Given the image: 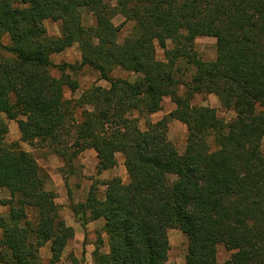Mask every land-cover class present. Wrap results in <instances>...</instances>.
<instances>
[{
	"label": "trees",
	"instance_id": "1",
	"mask_svg": "<svg viewBox=\"0 0 264 264\" xmlns=\"http://www.w3.org/2000/svg\"><path fill=\"white\" fill-rule=\"evenodd\" d=\"M82 9L94 25L84 24ZM118 14L134 22L123 43ZM46 20L60 23L59 36L48 35ZM198 37L216 39L214 60L198 57ZM75 44L80 67L110 85L79 100L65 97L66 88H79L66 72L76 67L50 59ZM157 45L167 62L156 58ZM179 59L196 68L189 83L176 78ZM115 68L135 80L111 76ZM195 94H215L235 117L226 122L216 108L192 104ZM165 96L176 109L156 122L148 117L142 130L131 113L150 116ZM170 120L187 126L184 153L169 139ZM9 121L22 142L45 143L66 164L93 149L101 173L124 156L128 183L106 180L103 198L93 184L72 206L84 227L105 221L109 249L101 251L98 234L94 264H167L172 228L187 236L186 264H218L220 244L231 252L224 264H264V0H119L112 9L104 0H0V189L9 194L1 201L9 216L0 214V264H42L48 242L49 264H57L74 229L47 188L49 174L20 142L7 141ZM70 264L82 260L72 255Z\"/></svg>",
	"mask_w": 264,
	"mask_h": 264
},
{
	"label": "rangeland",
	"instance_id": "2",
	"mask_svg": "<svg viewBox=\"0 0 264 264\" xmlns=\"http://www.w3.org/2000/svg\"><path fill=\"white\" fill-rule=\"evenodd\" d=\"M107 8L112 9L117 7L118 4L113 5L114 0H104ZM82 18L86 26H92L94 23L92 14L86 9H82ZM113 22L119 27L120 32L118 36V42L123 41L133 33L134 22L125 20V17L118 14L114 16ZM45 26L47 28L48 35L50 37H57L60 35V23L52 20H46ZM3 43L10 45L9 36L3 38ZM168 49L173 46L172 40L167 42ZM195 49L198 53V57L205 61H211L217 55L216 39L213 37H202L199 38L195 43ZM165 52L160 46L157 45L156 58L158 60H164ZM51 61L54 64L69 63L76 67L74 71L67 69L66 72L79 82V88L71 92L68 88L65 89V97L67 99L79 100L80 97L94 86L109 87V83L103 80L100 76L99 71L91 66L80 67L82 60V53L78 44L67 48L61 53L51 55ZM176 78L181 80L183 83H189L192 76L196 72V68L193 65L190 67L185 64L182 60H178L175 66ZM51 74L55 77L60 76L58 68H52ZM111 76L115 78H124L130 81H134L136 75L132 72L123 70L121 68H115ZM178 92L184 96L186 94L185 86H179ZM210 98H219L215 94H195L192 99V104L198 106H211L217 109L219 117L223 118L226 122H230L235 117V112L232 109H226L221 104L216 105V102H210ZM209 99V100H208ZM218 102V101H217ZM220 103V101H219ZM86 107V106H85ZM81 108L75 110V115L78 120L81 119ZM140 115L139 111H134L131 116L140 118V128L146 130V119L149 117L151 121L156 122L162 119L164 116L161 113H157L151 116ZM9 132L6 136L7 141H18L22 148L31 152L37 159L40 167L47 173L53 174L52 179H48L47 188L54 190L58 197L56 199L57 204L60 206V214L66 221L67 225L74 229V237L67 243L64 248L61 260L57 264H70L71 256L75 255L78 259L82 260V264H94L93 251L95 250L98 234H103V226L105 223L100 221L88 222V228L90 232L86 231V226H82L80 221L77 219L75 213L72 210V206L80 202V199H86L88 192L93 184L98 187V196L103 198L105 196L106 186L102 175L98 173L97 165L98 158L97 153L93 149H87L82 152L70 165L65 163L63 158L56 155L53 150L47 145L40 141L33 143L22 142L21 133L18 128V124L15 121H9ZM187 126L177 120H170L168 124V136L169 139L174 143L180 153H184L187 148ZM19 136L20 139H17ZM262 149L264 152V138L262 140ZM119 159L122 161L118 162L115 166L114 172L121 177L124 183H128L129 176L125 167V159L122 154H117ZM48 173V174H49ZM50 178V176H49ZM64 186L63 195H60L56 191V187ZM9 198L7 190H0V214L6 218L9 216V206L2 204L1 201ZM93 223V224H91ZM105 234V233H104ZM1 235V230H0ZM170 250L168 255L167 264H186V254L188 239L187 236L179 229L172 228L168 231ZM104 240V239H103ZM107 235L105 234L104 244L102 245L101 251L107 252L109 247L107 243ZM89 243H93L94 246H89ZM50 242L44 245L40 249L41 263L49 264L51 258ZM231 252L228 251L224 245H218L217 249V261L218 264H224V262L230 258Z\"/></svg>",
	"mask_w": 264,
	"mask_h": 264
},
{
	"label": "crops",
	"instance_id": "3",
	"mask_svg": "<svg viewBox=\"0 0 264 264\" xmlns=\"http://www.w3.org/2000/svg\"><path fill=\"white\" fill-rule=\"evenodd\" d=\"M118 2H119V0H114V2H113V5H116V4H118ZM93 17V16H92ZM93 20H94V23L92 24V25H94L95 24V19L93 18ZM199 38H202V37H198V38H196V40H195V43L198 41V39ZM204 38V37H203ZM156 54H157V47H156ZM216 58V57H215ZM214 58V59H215ZM214 59H212V60H214ZM159 61H164V62H167L168 60L166 59V57H164V60L162 59V60H159ZM130 81V80H129ZM105 88H109V87H106L105 86ZM209 100V99H208ZM213 102V103H215L216 102V105L218 106V104H220L219 103V100H217L216 98H210V102ZM218 101V102H217ZM161 106H162V109L160 110V111H158V112H156V113H153L152 115H155V114H157V113H161L163 116H166V115H168L169 113H171V112H173L175 109H176V104L172 101V99H171V97H169V96H165V97H163V100H162V102H161ZM211 107V106H210ZM151 116V115H150ZM178 121V120H177ZM10 125V127H11V124H9ZM17 139H20L19 138V136L17 137ZM116 158H117V163L118 162H121L122 161V159L120 160L119 159V157L118 156H116ZM114 170H115V167L114 168H111V169H108V170H104V171H102L101 173H99L100 175H102V177L104 178V179H111L112 177H116L118 174L117 173H115L114 172ZM49 173V172H48ZM49 176H50V178H49V180L50 179H52L51 177H53V174H51V173H49ZM48 183L49 182H47V186H48ZM64 186L62 187V186H58V187H56V191L57 192H59L60 193V195H63L62 194V192L64 191ZM1 190V189H0ZM85 200L86 199H80V202H85ZM102 220L103 219H99V220H97V221H100V223H103L102 222ZM93 222H96V221H93ZM91 224H93V223H91ZM104 224H102V226H103ZM86 231L89 233L91 230H90V228H88V225L86 226ZM102 238L105 240V234L103 233L102 234ZM89 246L91 247V246H94L93 245V243H89Z\"/></svg>",
	"mask_w": 264,
	"mask_h": 264
}]
</instances>
